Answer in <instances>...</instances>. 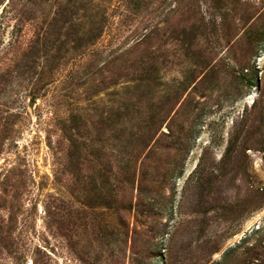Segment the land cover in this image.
<instances>
[{
  "label": "rangeland",
  "instance_id": "1",
  "mask_svg": "<svg viewBox=\"0 0 264 264\" xmlns=\"http://www.w3.org/2000/svg\"><path fill=\"white\" fill-rule=\"evenodd\" d=\"M0 264H264V0H0Z\"/></svg>",
  "mask_w": 264,
  "mask_h": 264
}]
</instances>
